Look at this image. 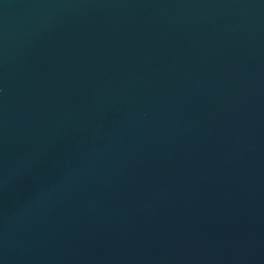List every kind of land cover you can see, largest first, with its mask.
I'll return each mask as SVG.
<instances>
[{
    "label": "water",
    "instance_id": "water-1",
    "mask_svg": "<svg viewBox=\"0 0 264 264\" xmlns=\"http://www.w3.org/2000/svg\"><path fill=\"white\" fill-rule=\"evenodd\" d=\"M0 264H264V0H0Z\"/></svg>",
    "mask_w": 264,
    "mask_h": 264
}]
</instances>
